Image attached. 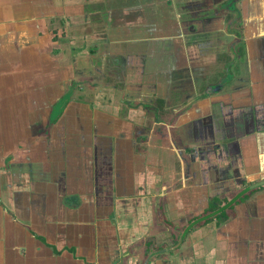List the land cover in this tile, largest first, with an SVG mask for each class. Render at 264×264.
Here are the masks:
<instances>
[{
	"label": "crops",
	"instance_id": "obj_1",
	"mask_svg": "<svg viewBox=\"0 0 264 264\" xmlns=\"http://www.w3.org/2000/svg\"><path fill=\"white\" fill-rule=\"evenodd\" d=\"M225 1L0 0V264H264V0Z\"/></svg>",
	"mask_w": 264,
	"mask_h": 264
},
{
	"label": "flooded vegetation",
	"instance_id": "obj_2",
	"mask_svg": "<svg viewBox=\"0 0 264 264\" xmlns=\"http://www.w3.org/2000/svg\"><path fill=\"white\" fill-rule=\"evenodd\" d=\"M239 0H228V2L227 1H225L224 3H222L221 5H214V8H216V10L219 12V11H222V12H224V11H227V12H234V13H236V15L237 16H241V12L237 9V5H236V3L238 2ZM262 181H264V180H261V181H259V182H262ZM259 182H257V183H259ZM257 183H254V184H252V185H250V187H252L253 185H256ZM264 187V185H261V186H258V187ZM258 187H254V188H258ZM253 189V188H252Z\"/></svg>",
	"mask_w": 264,
	"mask_h": 264
},
{
	"label": "water",
	"instance_id": "obj_3",
	"mask_svg": "<svg viewBox=\"0 0 264 264\" xmlns=\"http://www.w3.org/2000/svg\"><path fill=\"white\" fill-rule=\"evenodd\" d=\"M261 185H264V181L259 182V183H257L256 185H253V186L250 187V188L258 187V186H261Z\"/></svg>",
	"mask_w": 264,
	"mask_h": 264
}]
</instances>
